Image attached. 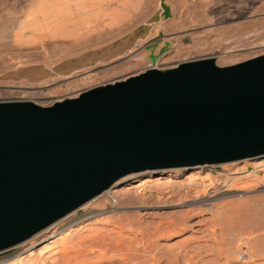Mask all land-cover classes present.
Returning <instances> with one entry per match:
<instances>
[{
  "label": "rangeland",
  "instance_id": "374dc122",
  "mask_svg": "<svg viewBox=\"0 0 264 264\" xmlns=\"http://www.w3.org/2000/svg\"><path fill=\"white\" fill-rule=\"evenodd\" d=\"M260 56L264 0H0V102ZM0 264H264V158L125 178Z\"/></svg>",
  "mask_w": 264,
  "mask_h": 264
},
{
  "label": "water",
  "instance_id": "95a60500",
  "mask_svg": "<svg viewBox=\"0 0 264 264\" xmlns=\"http://www.w3.org/2000/svg\"><path fill=\"white\" fill-rule=\"evenodd\" d=\"M264 158V56L157 68L42 107L0 102V255L121 180Z\"/></svg>",
  "mask_w": 264,
  "mask_h": 264
}]
</instances>
